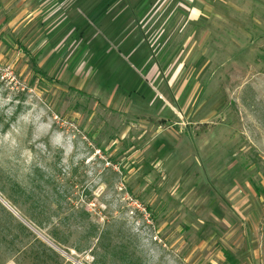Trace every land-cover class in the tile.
Masks as SVG:
<instances>
[{
    "label": "rangeland",
    "instance_id": "rangeland-1",
    "mask_svg": "<svg viewBox=\"0 0 264 264\" xmlns=\"http://www.w3.org/2000/svg\"><path fill=\"white\" fill-rule=\"evenodd\" d=\"M0 264H264V0H0Z\"/></svg>",
    "mask_w": 264,
    "mask_h": 264
},
{
    "label": "crops",
    "instance_id": "crops-1",
    "mask_svg": "<svg viewBox=\"0 0 264 264\" xmlns=\"http://www.w3.org/2000/svg\"><path fill=\"white\" fill-rule=\"evenodd\" d=\"M188 1H190V0H188ZM197 2H199V0H194V3H197Z\"/></svg>",
    "mask_w": 264,
    "mask_h": 264
}]
</instances>
